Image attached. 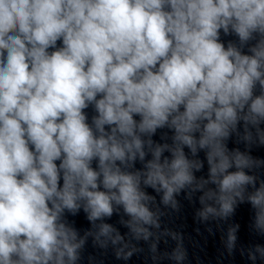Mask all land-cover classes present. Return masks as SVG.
Instances as JSON below:
<instances>
[{
    "label": "clouds",
    "instance_id": "9594fccd",
    "mask_svg": "<svg viewBox=\"0 0 264 264\" xmlns=\"http://www.w3.org/2000/svg\"><path fill=\"white\" fill-rule=\"evenodd\" d=\"M253 144L264 0H0V264H79L89 237L125 261L141 241L156 253L181 193H200L203 221L249 205L264 237ZM248 258L264 264V245Z\"/></svg>",
    "mask_w": 264,
    "mask_h": 264
}]
</instances>
